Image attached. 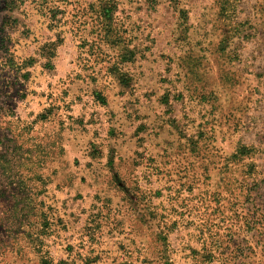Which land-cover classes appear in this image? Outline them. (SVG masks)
Masks as SVG:
<instances>
[{
    "label": "rangeland",
    "instance_id": "1",
    "mask_svg": "<svg viewBox=\"0 0 264 264\" xmlns=\"http://www.w3.org/2000/svg\"><path fill=\"white\" fill-rule=\"evenodd\" d=\"M0 264H264V0H0Z\"/></svg>",
    "mask_w": 264,
    "mask_h": 264
}]
</instances>
